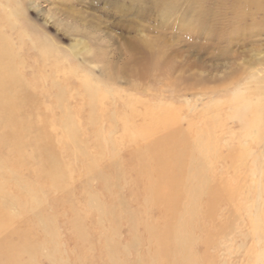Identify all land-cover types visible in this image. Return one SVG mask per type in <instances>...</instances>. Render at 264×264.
Masks as SVG:
<instances>
[{
    "label": "rangeland",
    "instance_id": "obj_1",
    "mask_svg": "<svg viewBox=\"0 0 264 264\" xmlns=\"http://www.w3.org/2000/svg\"><path fill=\"white\" fill-rule=\"evenodd\" d=\"M222 1L0 0L19 264H264V16L221 40Z\"/></svg>",
    "mask_w": 264,
    "mask_h": 264
},
{
    "label": "bare ground",
    "instance_id": "obj_2",
    "mask_svg": "<svg viewBox=\"0 0 264 264\" xmlns=\"http://www.w3.org/2000/svg\"><path fill=\"white\" fill-rule=\"evenodd\" d=\"M38 1L39 0H26V2L30 6H36ZM198 4L199 3L197 2V0H190V6L188 8V13H189V16L191 17L192 20L197 19L199 21V24L201 26H204V24H207V20H206L207 16H205V12L207 13V12H209V10L206 7L203 9V7L205 5H203V7H202V4H199V5ZM228 4L230 5L229 9H230V14H231L230 17L228 18L229 22L231 23L230 26H226V28H223V29H217L216 28V30L212 31V34L218 36L219 38H221V40L227 39V38H229V36H238L240 33H243V32H252V30L257 27L258 23L256 24V22H255L256 20H254L255 25H253L254 26L253 27L252 22H251V25L246 24L247 20L251 19V21H252L253 20L252 17L254 16V14L256 15V12H262L263 16H264V10H261L258 6L254 5L253 13L250 10L249 13L247 15H245L242 19H240L239 21H236V20H234V10H233L234 5L231 4L230 2H228ZM0 5H1V2H0ZM199 8H200V10H197ZM208 17H209V14H208ZM255 18L256 17L254 16V19ZM71 34H72V32H71ZM232 39H233V37H232ZM80 42L77 40V46L76 47H79L78 45H80ZM88 48L89 47H87L86 45H83V47L78 48L79 49V51H77L78 53L77 52H75V53H76V55H79L83 52L90 54V50ZM145 60H147L146 63L142 64L144 67H148V65H152L153 63H159L160 62L158 55H156L155 53L154 54L151 53V55L147 56ZM9 65L10 64L7 61H5V58L0 57V102L2 101L4 104L9 98L7 95V86H9L11 81H9L8 78H6V76H5L6 73L4 74L3 69L8 68L7 66H9ZM13 81H15V80H13ZM0 111H2L1 108H0ZM133 155L134 154H130L128 159H130V160L133 159V157H134ZM5 212H6L5 208L0 205V225H1V222L3 221V219L6 217V216H4V215H6ZM12 248L13 247H12V245H10V241H9L8 237L0 240V264H19V262L17 260L18 252L13 250Z\"/></svg>",
    "mask_w": 264,
    "mask_h": 264
},
{
    "label": "clouds",
    "instance_id": "obj_3",
    "mask_svg": "<svg viewBox=\"0 0 264 264\" xmlns=\"http://www.w3.org/2000/svg\"><path fill=\"white\" fill-rule=\"evenodd\" d=\"M173 2L179 4L187 2V0H173ZM197 2L204 4L207 3L208 0H197ZM224 2H230L234 5V20L236 21H239L247 15L254 5L264 10V0H224Z\"/></svg>",
    "mask_w": 264,
    "mask_h": 264
}]
</instances>
